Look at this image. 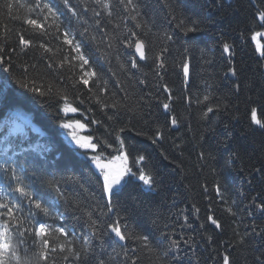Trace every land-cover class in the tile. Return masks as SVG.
I'll return each mask as SVG.
<instances>
[{"label":"trees","instance_id":"16d2710c","mask_svg":"<svg viewBox=\"0 0 264 264\" xmlns=\"http://www.w3.org/2000/svg\"><path fill=\"white\" fill-rule=\"evenodd\" d=\"M41 2L58 12V20L53 22L46 10L42 15L39 9L29 14L19 6H32L36 0H0V47L4 49L0 58L5 62L0 65V82H7V88L0 91V127L7 130L21 124L19 128L33 142L47 149L15 158L34 198L51 205L50 215L29 217V210H36L24 200L23 211L16 213L23 224L20 231L29 229L23 237L12 229V250L21 264H44L30 235L38 222L63 226L76 251L81 250L84 237L97 232L91 237L87 258L76 261L69 256L65 260L66 253L57 251L49 254V264L53 260L55 264H99L101 260L131 264V259L136 264H223L224 255L231 264H258L256 257H264V233L256 235L252 228H264V213L255 207L264 202V129L252 123L250 113L255 107L258 118L264 120V58L254 50L252 40L256 31L264 32L257 20V13L264 11V0H133L135 12L126 10L119 0H110L111 17L95 0H68V7L64 0ZM6 3H13L11 12ZM92 9L101 15L94 16ZM29 15L41 22L48 16L46 34L23 22ZM131 15H136L135 21ZM180 20L195 21L200 31L185 36L177 27ZM128 29L146 42L147 60L139 62V69L131 68L132 50L121 43L129 38ZM65 31L74 43L81 44L89 60L85 69L97 73L90 81L91 91L79 83L81 62L64 43ZM20 35L31 46L19 45ZM224 43L231 46V56L224 53ZM157 55L160 60L155 59ZM161 60L164 68L157 67ZM184 63L189 65L187 78ZM4 67L9 71H3ZM230 69H235V76ZM18 80L44 95L21 88ZM164 85L171 90V99ZM62 97L78 109L75 118L85 124L86 136L93 143L102 147L107 141L119 148L116 136L124 139L128 167L133 172L139 167L150 172L155 179L151 190L128 175L114 192L108 210L102 181L90 159L82 158L59 136L65 107ZM163 103H169L168 111ZM15 111L29 114L44 135L35 134ZM173 115L176 126L171 124ZM157 135L160 139L153 143ZM117 154L105 148L104 162ZM139 155L145 160L137 165ZM8 184L0 176V195L12 203L19 194ZM209 215L220 223L219 229L208 220ZM116 220L126 224L133 237L148 236L153 251L135 239L126 248L117 244L107 232ZM237 232L245 238L243 244ZM173 240L179 248L171 247Z\"/></svg>","mask_w":264,"mask_h":264},{"label":"snow or ice","instance_id":"6c2138e0","mask_svg":"<svg viewBox=\"0 0 264 264\" xmlns=\"http://www.w3.org/2000/svg\"><path fill=\"white\" fill-rule=\"evenodd\" d=\"M95 3L106 12V14L111 17L113 15L112 12V4L110 0H95ZM119 3L121 5L125 6V9H130L132 12L136 11V5L133 3V0H119ZM64 4L66 7H68V0H64ZM7 7L9 12L12 11L13 3H6L4 5ZM21 8H27V11L29 14L35 12L37 9H39V14H43L45 10L47 13L53 18V22L58 20V12L53 9V7L48 3H42L41 0H36V3L32 6L26 5V4H20ZM88 10L87 8L85 9ZM69 11H72L71 8H69ZM93 15L96 17H99L101 15L100 11H97L96 9H92ZM72 14L75 16L76 13L73 11ZM16 19H19L20 17H14ZM130 19L133 21L136 20V15H131ZM257 20L261 25H264V11H259L257 13ZM48 21V16H44V22H41L37 18H33L31 15L27 16L24 19V23L29 25L32 29H38L41 31V33L46 34L47 29L45 27L46 22ZM97 26H99V21H96ZM57 30H59V25H56ZM137 28H140L141 25L139 23L136 24ZM177 27L181 28V31L185 36H188L189 34H194L200 31V28L198 24L193 21L190 24L185 23L184 20H180ZM130 36L126 40H121V43L124 44L125 48L134 50L133 54L130 56L131 61V68L139 69V61H146L147 60V51H146V42L141 39L136 32L132 31L131 29H128ZM264 37V32L256 31L252 35V40L256 42V51L259 53L261 58H264V44L260 43L259 38ZM95 39V37H93ZM167 39L171 40L173 39L172 36H167ZM63 41L65 44L69 45V47L72 49V51L77 53V56L75 59H78L81 63L79 67L82 69V75L79 78V83L83 85L85 88H88L89 91L92 89L89 87L90 81L95 80L97 77V73L94 70L85 69L86 65H89V60L85 57V55L81 52V44L80 43H74L73 39L69 38V33L65 31ZM32 42L29 40H26L23 35L19 36V45L26 47L31 46ZM41 48L44 47L43 44L40 45ZM46 51L48 49H45ZM167 49H163V51H166ZM4 49L0 47V52H3ZM223 51L224 53L231 56L232 50L231 46L228 43L223 44ZM138 57V59L136 58ZM65 60H68V57L64 58ZM157 60H160V56L157 55L155 58ZM5 62L2 58H0V65H3ZM121 67L123 68L124 65L122 64ZM158 68H164L165 65L163 61L158 64ZM184 76L187 78L189 75V65L188 63H184L182 65ZM3 71L8 72L9 67H4ZM233 76L236 75L235 69H230ZM21 88H25L28 91L38 93L39 95H44L43 92H39L38 89L35 88H28V85L22 81L18 80L16 82ZM141 83H144V81H141ZM75 87V84L73 85ZM99 86V85H97ZM7 88V82H0V91ZM163 91L166 93H169V99H171V90L167 87V85L163 86ZM65 100V107L63 111L65 113L67 112H77L78 109L76 107H73L72 105L67 103V97H62ZM208 96H205L204 99L208 100ZM83 103V101H81ZM97 103H100V101H97ZM105 107L107 105H104ZM115 107V105H113ZM170 108L169 103H163V109L165 111H168ZM213 109L211 107L208 108V112H212ZM205 116L207 113L204 114ZM251 121L253 124L259 126L261 129H264V120L259 119L257 116V109L253 107L251 109ZM109 120L112 119L111 116L108 117ZM171 124L173 126H176L178 121L177 118L173 115L171 116ZM92 123H100L99 121L93 120ZM60 127L63 129H71L69 132V135L71 136L72 142H74L79 148L81 149H90L91 152L95 153L94 155H91L89 157L92 164L95 165L96 169L99 170L100 177H102V191L107 197V207L108 210L111 211L112 208V197L115 194L114 189H116L118 186L121 185V182L124 180L125 176L131 175L134 176L136 179H138L140 182H142V185L147 187L149 190L152 189L153 184L155 183V179L153 175L150 172H146L143 167H139L138 172H133L130 167H128V154L126 151V144L124 139H122L119 135L116 136V141L119 143V148H114V145L111 143H108L107 141L103 142V146L100 147L98 144L92 142V137L87 136L83 137L78 135L77 130H83L85 129V124L81 123L79 120L73 121L72 123H61ZM121 132L124 131L123 128L120 129ZM159 131V130H158ZM0 132H4L3 139H0V156L5 157L2 162H0V176H2L3 179H6L9 181V184L7 185L8 188L11 189L12 192L18 193L19 198L12 203L5 202V198L3 195H0V217H7V219L0 220V264H11L12 261H15V264H21L20 256L16 253V251H13V245H12V236L13 232L12 229H16L19 236L23 237L24 232L29 231L28 228H24L23 231H20V229L23 227V224L19 222V218L16 215L17 212L23 211L22 208V202L24 200H27L29 204L34 207L36 211L29 210L28 216L29 217H35L38 213H42L45 216L50 215V207L44 206L39 198H34L33 192L30 190V187L26 184H24L23 179L20 175V171H22V168L17 164L16 157L20 155H28L30 153H43L47 151V149L41 145L39 142H33L29 134L26 132H23L19 126L15 128H8L5 130L3 127H0ZM19 133V135H17ZM160 139V135H157L153 139V143H156L157 140ZM99 148V150H98ZM105 148H112L114 149L118 154L113 156L111 159H108L107 162H104V149ZM11 153V155H9ZM145 160V157L143 155H139L135 159V163L137 165L142 164V162ZM119 162V163H117ZM259 171V170H257ZM99 179V178H98ZM12 181H15V185L11 183ZM57 193H60L59 188L54 189ZM217 193L219 194L220 189L219 186H217ZM255 201V198H253ZM255 207L264 213V202L255 204ZM198 212L199 209H196ZM228 211L231 213L232 209L229 208ZM208 220L215 225L217 229L221 227L220 223L213 218V216L209 215ZM30 222V221H29ZM93 225H95V221L92 222ZM107 232L114 235L115 242L119 244L121 247L126 248L127 242L129 240L135 239L136 241L141 242V245L143 248L148 249L149 251H153V249L150 246V241L148 236H135L133 237L131 234L127 231V225L121 224L120 220H116L109 224ZM252 232L256 235H261L264 233V228L257 230L255 226L252 228ZM30 235H32L35 239L33 243L36 245V247L39 249L36 252V255L44 262V264H49V254L50 253H57L59 251L60 253H66L64 255V259L67 260L69 256L73 257L76 261H80L82 256L84 258H87L90 250H91V237H96L97 232L94 230L90 233L89 237L83 238V244L80 251H76L73 244L74 242L69 239L70 233L63 227H52L51 225H48L46 223L38 222L36 223L31 231ZM103 235V234H101ZM164 236H167L166 233L162 234ZM236 235L239 237V243L243 244L245 242V238L243 236H240V233L237 232ZM60 237H64V241L60 242ZM209 242H211V237H208ZM20 244L24 243V240L21 239L19 241ZM171 247L173 248H179V244L173 240L171 242ZM134 252L135 249H132ZM125 256H127V251H125ZM256 260L258 264H264V257H256ZM27 264V262H26ZM51 264H55V261L53 260ZM99 264H104V261H100ZM131 264H136V259H131ZM223 264H231L230 257L228 255L223 256Z\"/></svg>","mask_w":264,"mask_h":264},{"label":"rangeland","instance_id":"374dc122","mask_svg":"<svg viewBox=\"0 0 264 264\" xmlns=\"http://www.w3.org/2000/svg\"><path fill=\"white\" fill-rule=\"evenodd\" d=\"M64 130H66L67 132H70L71 131V129H64ZM71 143H73L74 144V142H72V140L70 141ZM105 162H107V161H105ZM117 163H119V162H117ZM93 168H94V170L100 175V173H99V170L98 169H96V167H95V165L93 164ZM102 178V177H101ZM123 182V181H122ZM122 182H121V185H122ZM120 185V186H121ZM120 186H118L116 189H114V191L115 190H117L118 188H120ZM105 195V194H104ZM106 197V196H105ZM107 198V197H106Z\"/></svg>","mask_w":264,"mask_h":264},{"label":"water","instance_id":"95a60500","mask_svg":"<svg viewBox=\"0 0 264 264\" xmlns=\"http://www.w3.org/2000/svg\"><path fill=\"white\" fill-rule=\"evenodd\" d=\"M134 51V50H133ZM138 59V57H136Z\"/></svg>","mask_w":264,"mask_h":264}]
</instances>
